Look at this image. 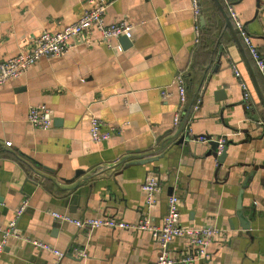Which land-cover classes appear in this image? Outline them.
<instances>
[{
  "label": "crops",
  "instance_id": "obj_1",
  "mask_svg": "<svg viewBox=\"0 0 264 264\" xmlns=\"http://www.w3.org/2000/svg\"><path fill=\"white\" fill-rule=\"evenodd\" d=\"M199 1L197 38L190 0H109L103 20L131 25L129 38L110 41L121 50L90 30L61 55L40 58L0 85V227L15 221L0 264H54L30 240L62 251L58 264H155L149 230L77 228L51 212L129 223L145 218L157 226L172 193L181 225L220 230L208 257L183 264H264V106L223 16L212 0ZM230 3L264 56V0ZM87 8V0H0V61ZM239 40L264 97V79ZM233 64L250 89L249 102ZM178 72L187 101L175 125ZM30 105L48 109L49 127L29 124ZM91 117L110 132L106 140L90 139ZM199 135L226 140L223 161L209 154L210 144L191 140ZM149 174L158 190L146 206L140 185ZM185 243L180 237L169 249L180 253Z\"/></svg>",
  "mask_w": 264,
  "mask_h": 264
},
{
  "label": "built area",
  "instance_id": "obj_2",
  "mask_svg": "<svg viewBox=\"0 0 264 264\" xmlns=\"http://www.w3.org/2000/svg\"><path fill=\"white\" fill-rule=\"evenodd\" d=\"M109 0H87L89 8L84 10L73 22L64 25L62 28L49 31L41 30L30 43L28 49L24 52H17L15 55L0 61V85L5 84L9 80L23 74L32 64L43 57H54L65 52L80 34L89 32L90 30L98 34V38L109 48L121 50L119 44L112 46L110 41L112 38L131 36V25L125 20H117L113 22H105L103 13L108 5ZM227 9V15L230 18L234 29L246 48L249 56L261 76L264 79V56L258 50V47L252 40V37L244 28L243 22L239 19L237 12L233 9L230 0H222ZM192 16L194 20V31L196 37L200 36V28L198 17L200 16L201 6L199 0H190ZM232 69L234 75L238 79V84L242 91V97L245 102L250 101L251 92L248 85L241 76L238 68L233 64ZM174 85L178 95V109L174 112L173 123L177 125L181 120L182 106L187 101L186 81L183 72H178L174 77ZM164 95L163 91H160ZM200 100L197 99L193 104V109L199 107ZM248 108L249 105L246 104ZM26 120L35 128L45 129L50 126L51 119L48 116V109L43 105H30L27 108ZM264 127V122H262ZM88 134L92 141L99 142L106 140L110 132L101 130V122L96 117H91L88 121ZM191 140L208 143L212 138L199 135L191 136ZM218 142V154L224 149L226 140L223 137L216 139ZM5 146H9L10 142L5 141ZM140 190L145 195V205L148 206L153 202V194L158 190V181L155 175L149 174L140 185ZM26 204V200L20 202L15 216L19 215ZM54 218L70 223L77 228H86L88 230L107 227L118 229H147L150 232L152 240L157 247V256L155 264H183L192 262L209 255V246L214 236L218 235L220 230L206 226H183L180 223L179 197L172 193L166 199L165 212L161 217L160 224L157 226H149L148 221L143 218L136 223H129L110 216L99 217H72L67 214H59L51 212ZM15 221L11 220L4 228L0 227V253L2 252L7 236L11 233ZM185 238V248L176 253L169 249V245L178 238ZM33 247L50 252L54 258V264H58L63 257V252L52 247L51 245L38 241L30 240ZM77 256H85L84 249L77 250Z\"/></svg>",
  "mask_w": 264,
  "mask_h": 264
},
{
  "label": "water",
  "instance_id": "obj_3",
  "mask_svg": "<svg viewBox=\"0 0 264 264\" xmlns=\"http://www.w3.org/2000/svg\"><path fill=\"white\" fill-rule=\"evenodd\" d=\"M215 4V6L217 7V9L219 10V12L221 13V15L223 16V19L225 20V24L228 27L229 31L231 32V35L234 38L235 43L237 44V46L239 47L240 50V54L242 56V59L244 61V64L247 68L248 74L250 76V79L252 81V84L254 86L255 92L258 95V98L260 99L261 103L264 106V97L262 95V92L260 90L259 84L257 82L256 76L254 74V71L252 70V67L248 61L247 56L244 53V50L242 48L241 42L236 34V31L234 30V27L232 25V22L230 20V18L228 17L227 13L225 12L221 2L219 0H212ZM201 20L203 21V19L201 18ZM208 144L211 145V151L209 152V154H212L214 157L217 158V160L219 162L223 161L225 154H226V147H224V149L218 154V142L214 141V140H210L208 142ZM238 216L240 217V219H242L243 217L241 216V211H238Z\"/></svg>",
  "mask_w": 264,
  "mask_h": 264
},
{
  "label": "trees",
  "instance_id": "obj_4",
  "mask_svg": "<svg viewBox=\"0 0 264 264\" xmlns=\"http://www.w3.org/2000/svg\"><path fill=\"white\" fill-rule=\"evenodd\" d=\"M222 1V0H221Z\"/></svg>",
  "mask_w": 264,
  "mask_h": 264
}]
</instances>
